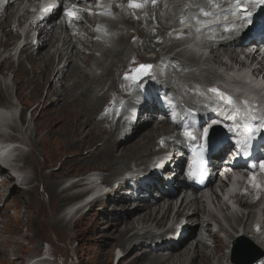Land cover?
Returning a JSON list of instances; mask_svg holds the SVG:
<instances>
[{
  "label": "rangeland",
  "instance_id": "1",
  "mask_svg": "<svg viewBox=\"0 0 264 264\" xmlns=\"http://www.w3.org/2000/svg\"><path fill=\"white\" fill-rule=\"evenodd\" d=\"M126 2H128V0H126ZM166 3L168 4L169 2H166ZM124 4L119 6L120 7L119 10L123 11ZM165 4H164V7L166 6ZM156 6L159 7V3H157ZM170 6H172V5L170 4L169 7ZM152 7L153 8L149 7L146 10V12H145L146 16L145 17H150V18L152 17V19L155 20L154 21V28L151 24H149L147 26V31H148L147 36H146V34L143 35V37H142L143 41L139 42V40H138V42H137V45L142 46L146 52L154 51L153 48L147 50V44L149 43L148 42L149 40H150L151 45H152V43H154V45H156V48L166 46L165 43H166L167 39H163L160 43L159 37H160L161 33L163 32V27H164L165 23L170 22L172 14H173V10L170 7L169 8V14L163 18V20H166V21L161 22L160 21L161 18L157 14L158 8L155 6H152ZM128 10H129V7L127 4V12H128ZM131 10H132V14H133L132 17L135 20L133 25H137V22H141V24H142V21H139L138 19L134 18V13L139 12L140 10H141L140 12L143 13L145 11V8H142V9L131 8ZM167 10L168 9H166L164 11V13H166ZM148 13H150V14H148ZM157 16H158V20L156 21ZM155 24H156V26H155ZM128 25H130V24H128ZM133 25H131V26H133ZM143 25H145V24H143ZM109 26L115 28L117 31V34L120 33L121 29H120L119 25H117L116 23L109 24ZM123 28L125 31L128 29L127 26H124ZM156 29L158 30L159 33L154 34V31ZM125 31L123 33V36L127 40V45L125 47L124 45L121 44L124 54L116 53V54L107 55L106 53H101L100 60L95 61V64L96 63L101 64V66H98V65L95 66V64H94V66L90 69L91 72L88 74L89 76H87V74L84 75L81 83H79L77 86L66 88V91L64 92L66 99L68 97L73 98L76 95V97L73 98V101L76 100L79 103V107L85 106V105L92 106L94 104L92 106V109H93L92 115L96 117L95 121L96 122L99 121L101 123L103 121H105V123L107 125V130L102 134V136H101V134L99 135V130H98L99 129L98 127L100 126V124L98 125V123H96L94 126L91 127L92 129L90 128V135L88 137V140L85 142H82L83 141V134H82V136L81 135L76 136V133L77 134L80 133L77 131L76 119H75V122H73V123L70 122L69 120H70L71 112L69 110H64V109H62L63 110L62 111L61 109L54 108V109H48L46 111H43L41 113L40 118L38 120L34 121V126H32L30 124V129L32 131L34 129L37 130L36 131L37 137H35L32 141L33 142L32 158H33V160H35L36 166L35 165L33 166V163H30L29 168L32 171H35V178H36L37 182H39V189L37 191V194L35 191L34 195L28 194V193L26 194V193L21 192L20 190H17L15 195L10 196L11 200H9V201L7 200V197L9 195L10 191H12L15 187H19V185H16L15 182H11V183L9 182L7 184L4 183L0 189V191H1L0 201L4 200V199L7 200L8 206H9V204H15V203L19 204V208H18V205H16V208H18V209L14 213V215L16 217L14 219L11 217L6 218L7 231H6V234L2 236V239L5 241V243L3 240H1V243H0V253H1V256L3 257L2 260H4L5 262H8L10 264H20V260L17 256V253L19 251V248H21L22 245L27 244L29 241V236H27V234L24 232L26 227H29L31 229V232L29 231L30 232V238L33 239L34 243H35V245L33 246L32 250H31V253H34V251L36 249V246L38 244L36 241H41L43 243L44 240L48 241V239H50V237L52 238V236L49 237V231L46 229V227H47L49 230L52 231L53 234H56V236L58 237V241L63 244L62 246H60L57 243V245H59V247H64L68 243L67 247L63 250L62 249L59 250L58 248L54 247L55 251H57L59 253L60 258L61 257H65L67 259L71 258L74 264H77V263H79V264H113L114 249L117 247V245L119 246L120 241H123L124 238L126 239V237H129V235L131 233H133V232H129L126 235V237H124L123 233H121L122 231L125 230L126 224L128 223V221H125L126 223H124V225L121 224L119 226V228L117 227L112 231V229H113L112 224H114L116 222V219L118 218V215L120 213L117 214V216L114 215L118 212L115 211L114 208L108 207V206H106V208L107 207L109 208L108 211L106 209H104V210H106L107 213L103 212V211H94V209H93V210L88 211L86 215H83L82 213H80L77 216V221H75V218H74L70 222L66 223V222L60 220V218L58 216H59V214L63 208V205L67 202V200L65 199V197L67 196V193H65V194L63 193L62 195L60 193H58L57 196H54V194H53L55 184L57 185V188H58L59 179L68 173L76 175V176H81L82 173H84V172L102 169V171L106 172L107 175L111 174V170L115 174L113 167L109 165V162H110L109 158L110 157H107V152L105 150L109 144H106L107 146H105L104 149L98 148L100 151H98V149H97V152L103 153L102 155H96V156L94 155L93 158H91V159H88V156L93 151L94 147H96L98 144H101V143L103 144L104 138H108L110 141H113L114 136H112V135L116 134L118 131V124L114 125V127L110 126L107 115L106 114H100L99 115V114H97V111L99 109V103L103 97H109V95L112 94V95H110V97H111V100L114 101V100H116V95L114 93L120 95V93L117 90L118 77H119V73L117 71L118 68L116 67L115 70L112 71V75H111V72L108 73L107 75H105L104 74L105 70H106L105 68H107L108 66H111V65L108 64L109 62H107L106 66L104 67L105 64L103 63V61L106 60L107 58L115 59V61H113V63L115 64L116 62H119L121 65V68L119 69V71L122 72L125 70L126 66L129 64V62L125 60L128 56L127 52L128 51L130 52L132 49L137 48L135 45V43H136L135 41H137L136 40L137 34L140 33L141 30H138L137 34H136L135 28L131 27L130 28V32H131L130 36H128ZM3 39H4V37H3ZM11 40L12 39H10L8 41H11ZM144 44H145V47H144ZM158 44H162V46H160V45L158 46ZM125 48H126V50H125ZM143 49L141 47L137 48V50L139 52H142ZM161 52H164V50H162ZM77 55H85V54L82 51H80V49H78ZM91 58H92V54L88 53L86 55V60H84L83 64L85 66H89L88 60ZM131 58L133 59V57H131ZM52 62H53V64L56 65V62H54L53 60H52ZM52 62H50V63L48 62L47 64H52ZM57 63H58V61H57ZM63 63H64V61H63ZM56 66H58V65H56ZM100 67H102V70ZM73 68L74 67H72L73 71L71 70L70 75H73V77H75L78 75L79 71H78V69H75V68L73 69ZM74 72H76V73H74ZM200 72L202 74H206V71L200 70ZM116 74H117V84H116V90H114L113 87H114V80L116 78ZM178 74L179 73H177L175 75V78H174L175 81H178L180 84L183 83L184 81H186V79L181 80L179 78ZM58 75H60V74H57L55 76H58ZM169 75H170V72L168 73L167 78H169ZM86 76L88 79L86 78ZM104 77H106V78L108 77V79L106 80V78H104ZM187 77H188V75H187ZM71 79H72V76H70V80ZM102 79L104 81H102ZM40 80L41 79H39L38 77L37 78H31V76L25 77L26 86H23V88H22V89L26 90V94L24 95V102L25 103L29 101L30 104H37V103H40L42 101V98L39 96V93H40L44 83H43V81L39 82ZM70 80L68 79L67 81L69 82ZM97 80H98V83H97ZM119 80H120L119 89L122 90V76H120ZM23 81L24 80H22V83H23ZM100 81H102V82H100ZM85 83H87L88 86L85 85ZM99 83H101V84H99ZM109 83L111 86L109 85ZM25 84H22V85H25ZM38 84H40V86H37ZM78 87H80V88H78ZM124 87H125V85H124ZM125 90H126L125 93L122 94L121 97L126 96L128 88H125ZM73 91H74V93H73ZM78 91L80 94L78 93ZM76 92L79 94V97L81 96V94H83L82 92H85L86 94L84 93L83 94L84 98L81 99L78 97V94H76ZM129 93H130V91H128V94ZM181 94H182V92L179 94V96ZM56 95L59 96V94H56ZM96 97H99V98H97V100H95ZM78 99H81V100H78ZM92 99H93V101H92ZM94 101H96V102L98 101V102L95 103ZM88 102H90V103H88ZM119 103H121V101H119ZM107 106L109 107L110 103ZM107 106H106V108H108ZM103 107H105V103L103 104ZM81 109L83 110V108H81ZM65 116L68 120L64 119ZM108 116H109V119L111 120L112 115L110 114L109 109H108ZM93 122H91V124ZM68 123L69 124L71 123V124L69 125ZM162 124H165V126H167L166 123H162ZM162 124H160L159 127H165V126H162ZM152 129H154V128L146 126V128H144L143 130L144 131H146V130L150 131ZM111 130H113L112 135L110 133H108ZM94 131H96V132H94ZM149 131H147V132H149ZM93 133L94 134L96 133V134L94 135ZM95 137L97 138V140ZM119 137L120 136L118 134L116 137V141L118 140ZM73 139H74V141H73ZM99 139H101V140H99ZM84 140H86V139H84ZM133 141L134 140H132L131 142H124V143H125V145L128 143L127 148H132L134 145ZM124 143H120V145L124 144ZM142 143H144V142H142ZM39 145H40V147L42 145L46 151L45 159H43V160H42L41 152L39 150ZM157 148L159 150H162V149H164V146H162V144H157L156 147H152V148L150 146L148 148L147 154L148 155L152 154V152L156 151ZM101 149L104 150L105 153L103 151H101ZM117 150L119 151L120 148H117L115 150L117 157H118V155L120 154V151L118 152ZM137 151H138V148L135 147L133 149V154H135ZM87 152H88V155L85 157V154H87ZM43 153H44V151H43ZM46 156L48 157L47 159H46ZM39 160H42V161L39 162ZM48 160H49V162H48ZM122 161L123 162L125 161L123 163V165H120V167L123 169H126V164L133 163V162H131V159H129V160L128 159L127 160L122 159L121 162ZM116 165H118V164H115V166ZM113 177H115V176H113ZM123 193H126V192H123ZM28 199H29V201H28ZM29 205H31V206H29ZM98 205H100V204H98ZM119 208L121 210L120 206H119ZM110 209H113V211H110ZM128 209L130 210V207ZM97 212L102 213V215H100V213H97ZM153 212H155V211H153ZM26 213H28L29 216L26 217ZM162 213L163 212H159V215H157V218H156L157 220L161 219ZM158 217H160V218H158ZM129 219H132V217ZM109 225H111V228L107 229ZM133 227H134V224L132 225L131 229ZM54 230H58V231L63 232V233H59V232L55 233ZM41 234H43V235H41ZM121 234H122V236H121ZM11 236H12V239H11ZM202 236L200 238H202ZM44 237H46L48 239H45ZM69 239H70V241H69ZM52 240L54 241L53 238H52ZM199 244H201V246H202L203 245L202 241H200ZM181 247H183V245ZM146 248L148 249V245H145L143 247V250L138 251L136 253V255L143 254L144 251H146ZM156 255L157 256H162V255L164 256L165 254H160V253L150 254L149 258L154 257ZM207 258H209V257H207ZM130 261H131V259H129V262ZM144 261H151V259L150 260L143 259V262H140V263L141 264H148V262H144ZM209 261H210V258H209ZM209 261H208V263H209ZM126 263H127V261L123 260L118 264H126ZM68 264H71V263L69 262ZM257 264H262V260L257 262Z\"/></svg>",
  "mask_w": 264,
  "mask_h": 264
},
{
  "label": "bare ground",
  "instance_id": "2",
  "mask_svg": "<svg viewBox=\"0 0 264 264\" xmlns=\"http://www.w3.org/2000/svg\"><path fill=\"white\" fill-rule=\"evenodd\" d=\"M220 1H224V0H220ZM124 3H126V0H115V2H114V7L116 8V9H119L120 7L119 6H121L122 4H124ZM157 3H159V2H157ZM156 3V4H157ZM156 4L155 5H153L152 4V6H155V7H157L156 6ZM247 4H251V1H245V0H242V7L243 6H246ZM166 6H167V4H165ZM189 5V4H188ZM201 5L202 4H193L192 5V9L193 10H196V9H198L197 7H201ZM226 6H227V3L225 4ZM197 6V7H196ZM202 6H204V7H206L205 5H202ZM171 8H172V10H173V14H172V17H171V20H170V22L169 23H165V25H164V27H163V32L161 33V35H160V43H161V41L163 40V39H167V34H166V32L164 31L165 30V26H168V24H171L172 23V18L174 17V13H178V9H179V11L180 12H182V13H184V12H186L187 11V7H186V4H185V2L184 1H181L180 2V4H179V6H178V9L176 8V7H174V6H170ZM169 7V8H170ZM145 9H146V7H144ZM152 8V7H151ZM158 8V7H157ZM141 11V10H140ZM139 11V12H140ZM134 13V12H133ZM155 13V12H154ZM161 13L163 14V11H161ZM148 14H150V13H148ZM147 14V15H148ZM133 15V14H132ZM151 16V15H150ZM155 18V17H154ZM157 18H158V16H157ZM158 19H156V21H157ZM182 20H184L185 22H187L188 20L186 19V18H183ZM7 21H9V22H11L10 21V19L9 18H6L5 19V21H4V23H1L0 24V26L2 27V35H3V37H4V41H5V43L3 44L5 47H9L10 45H11V41H8V40H10V39H12L11 37H12V34H11V32L12 31H10V26H8V22ZM123 21L126 23V24H130V25H133V23H134V19H133V17L131 16L129 19H126L125 17L123 18ZM154 21L155 20H153L152 19V17L150 18V17H145V19H144V24L145 25H141V22H137V25H136V28H135V30H141V32L140 33H138V35H139V42H142L143 41V39H142V37H143V35H145L146 34V36H147V33H148V31H147V26L149 25V24H151L152 26H153V28H154ZM109 24H113V23H108V27L111 29V30H114L116 33H117V31H116V29L115 28H113V27H111V26H109ZM136 24V23H135ZM115 25V24H114ZM118 25V24H117ZM139 28V29H138ZM8 32V33H7ZM66 33H67V31H66ZM166 35V36H165ZM66 37H69V35L67 34V36ZM229 39V38H228ZM71 40V39H70ZM69 40V41H70ZM118 40L120 41V42H123V38L121 37V36H119L118 37ZM147 40V39H146ZM57 41V39L55 38L54 39V42H45L44 44H43V46L41 47V49L39 50V51H37L36 53H35V55L33 56V58H32V62L35 64V63H37V62H42V63H44V64H47L48 62L50 63V62H52V60H53V55L50 53V50L54 47V43ZM8 42V43H7ZM149 43L147 44V50L148 49H154L155 50V48H156V45H154V43H152V45L150 44V40L148 41ZM227 42H228V40H227ZM227 42H222V43H220L219 44V47H222L223 49H225V50H227V51H231V54H234L233 56V58L235 59L238 55L236 54V53H234L235 51H236V49L234 48V47H226L227 46ZM164 43V42H163ZM162 46V44H158V46ZM66 46H67V43L66 42H63V44H62V46L57 50V52H58V63L56 62V65H59V63L61 62V61H64V65H63V68H62V70H61V73H60V75H58V76H55V78H54V80H56V81H58V82H60L61 83V88H62V90H60V89H58V90H54V93L55 94H59V98H61V99H66V97H65V94H64V92L66 91V87H65V83H67L68 81V79L70 80V76H72V78H73V75H70V73H71V70H72V67H74L73 65L71 66V68L70 69H67L68 67H69V65L72 63V59L77 55V52H78V49L75 47V46H73L72 47V50L69 52V54L68 53H66V50H67V48H66ZM51 47V48H50ZM124 47V46H123ZM144 47H145V44H144ZM81 51V50H80ZM105 55V54H104ZM30 59V58H28V57H25L24 59ZM103 60V59H102ZM54 61V60H53ZM99 61V60H98ZM113 61H115V59H111V58H107L106 60H104L103 61V63L105 64L104 65V67L106 66V64H107V62H109L108 64H110L111 66H108L107 68H105L106 70H105V75H107L108 73H110L111 72V75H112V71L113 70H115V68L117 67L118 69H120L121 68V65H120V63L119 62H116L115 64L113 63ZM140 61L141 62H144V59L142 60L141 58H140ZM52 64H53V62H52ZM96 65H98V66H101V64H95V66ZM173 67L175 68V67H179V68H181V70L180 71H178V72H173V75H172V77H171V79H170V84H174V85H177V86H181V84L178 82V81H175V75L177 74V73H179L178 74V76H179V78L181 79V80H184V79H186V81H184V82H187L188 80H189V77H187V71H188V69H190L191 68V65L190 64H188V63H182L181 65L179 64V62L178 61H175L174 62V64H173ZM101 68V70H102V67H100ZM74 69V68H73ZM76 69V68H75ZM94 69V68H93ZM73 71V70H72ZM186 71V72H185ZM91 72V71H90ZM97 72V71H96ZM101 72V71H100ZM184 72V73H183ZM74 73H76V72H74ZM78 73V72H77ZM93 73V72H92ZM95 73V72H94ZM116 73V72H115ZM140 73H141V75H140V79L141 78H143V74H142V70H140ZM227 75L226 76H224L226 79H227V81L228 82H226L225 84H224V87H229V88H231V90H235L236 89V87H238V88H241V90L242 91H247L249 88L250 89H252V85L254 84L253 82H251V84L250 85H245L246 83H250V80H249V77H248V75L247 74H245V73H243V71H238L237 73H235V72H233V73H229L228 71H227ZM75 75V74H74ZM104 75V76H105ZM87 76H89L88 74H87ZM87 76H86V78H87ZM97 76V75H96ZM109 77V76H108ZM108 77L106 78V77H104V78H106V80L108 79ZM115 77V76H114ZM151 75H145L144 76V79L145 80H151ZM187 77V78H186ZM95 78V77H94ZM99 78V77H98ZM97 78V79H98ZM103 78V79H104ZM110 78V77H109ZM88 79V78H87ZM91 79V78H90ZM102 79V81H104ZM114 79V78H113ZM140 79H139V81H140ZM38 81V80H37ZM102 81H100V82H102ZM111 81V80H110ZM109 81V82H110ZM113 81V80H112ZM97 83H98V80H97ZM113 83V82H112ZM99 84H101V83H99ZM103 84V83H102ZM116 84H117V74H116V78H115V80H114V90H116ZM138 84H140V83H138ZM52 85H53V83H51L50 85H49V87H48V91H50L51 90V88H52ZM85 85H87V83H85ZM109 85H110V83H109ZM125 85V88H129V85H128V83H125L124 84ZM38 86V85H37ZM88 86V85H87ZM107 86V85H106ZM111 86V85H110ZM139 87V85L138 86H136V88H138ZM154 87H156V85L153 83V82H150L147 86H146V88L149 90V91H151L152 92V89L154 88ZM78 88H80V87H78ZM82 88V87H81ZM97 88V87H96ZM35 89V88H34ZM108 89V88H107ZM112 89V88H111ZM5 90H7V88H5V89H2L1 87H0V91L2 92H4ZM71 90V89H70ZM77 90V89H76ZM107 91V90H106ZM131 91H133V92H135V93H137L138 91L137 90H130V92ZM159 91H160V94H159V96H154V95H152L151 96V99H150V102H151V105H150V107H149V113L150 114H153V113H155V112H158V113H162L163 112V108L162 107H158V109H157V104H159L161 101H163V100H171V101H173L174 102V105H175V108L179 111V108H182V106H181V102H187V103H189L190 101H191V98H189V96L186 94V93H183L182 92V94L179 96V95H175V94H172L170 91H168L167 89H162V88H160L159 89ZM252 91H254V89H252L251 91H250V95H252V94H254V93H252ZM263 91V90H262ZM261 91V92H262ZM2 92V93H3ZM99 92V91H98ZM101 92V91H100ZM104 92V91H103ZM112 92V91H111ZM67 93V92H66ZM73 93H74V91H73ZM78 93H79V91H78ZM77 92H76V94H78ZM83 94L85 93V92H82ZM155 93V92H154ZM80 94V93H79ZM79 94H78V97H79ZM83 94H81V96L79 97V98H81V99H83L84 98V95ZM86 94V93H85ZM88 94V93H87ZM107 94V93H106ZM90 95V94H89ZM99 95V94H98ZM67 96V95H66ZM91 96V95H90ZM72 97V96H71ZM76 97V95L73 97V98H75ZM257 98H258V100L259 101H261L263 104H264V96H262V97H259V96H256ZM9 98H11V100L13 101V99L14 98H12V97H9ZM73 98H70V97H68L67 98V101H68V103H67V106L68 105H72V104H74V101H73ZM93 98V97H92ZM95 98V97H94ZM97 98H99V97H96V99L95 100H97ZM2 98H0V104H2V103H5V102H7L8 101V97L7 98H4V99H2ZM81 99H78V100H81ZM86 101V100H85ZM90 101V100H89ZM92 101H93V99H92ZM95 103H97L96 101H94ZM88 103H90V102H88ZM94 105V104H93ZM92 105V106H93ZM131 105V103L130 102H127V106H126V108L127 107H129ZM96 106V105H95ZM85 106H81L80 108H84ZM95 108V107H94ZM126 108H124L123 109V114L124 115H126ZM62 110V109H61ZM63 111V110H62ZM81 111H82V109H81ZM58 113V112H57ZM69 113V112H68ZM164 114H165V119L162 121V122H160L159 123V126H160V124H162V123H166L167 125H169L170 124V122H171V118H172V112H171V110L170 109H168V108H166L165 110H164ZM235 113H234V111L233 112H229V113H227V118L229 119V121L230 122H236L237 120H239L240 118L239 117H237V119H234L233 118V115H234ZM4 116H5V114H4ZM64 117V116H63ZM66 117V116H65ZM69 117V116H68ZM84 116L83 115H80L79 117H78V121L80 120V119H82ZM65 119V118H64ZM67 119V118H66ZM95 119H96V117L95 116H93V115H90L89 117H88V121H89V123L91 124V122H96L95 121ZM161 119H163V117H161ZM60 120V119H59ZM93 122V123H94ZM104 122V123H103ZM102 123V131H101V134H103L106 130H107V125H106V123H105V121H103ZM150 122H151V118L148 120V121H146V123H145V125H138L137 127H136V129H134V130H132V134H129L128 135V137L126 138V140H125V142H131L132 140H134L133 142H134V145H133V147L132 148H127V144L125 145V143L124 144H121L120 145V142H118V143H115L114 142V140L113 141H110L108 138H104V141H103V144L101 143V144H98L96 147H95V149H93V151L89 154V156H88V159H91V158H93V156L95 155H102L103 153H100V152H97V149L98 148H105V146H107L106 144H109L107 147H106V152H107V157H110L109 158V161L111 162V163H113V165H115V164H119V163H121V160L122 159H131V162H132V160H134V161H136V162H138L141 158H143V156H144V153H145V150H146V146L148 145V144H150V143H152L153 141H154V139L152 138V136H151V134H152V132H154V129H152V130H146V131H144L143 129L144 128H146V126H148V127H150ZM0 123L2 124L1 126H2V129H4V126H3V123H5L4 121H0ZM69 124V123H68ZM71 124V123H70ZM69 124V125H70ZM98 125H99V123H98ZM162 126H165V124H162ZM178 124H174V128H178ZM88 127H89V125H88ZM97 128V127H96ZM99 128V127H98ZM119 128H121V126H120V122H118V129ZM92 129V128H91ZM109 129V128H108ZM95 130V129H94ZM97 130V129H96ZM99 130V129H98ZM77 131L78 132H81L80 131V126L77 128ZM147 131H149V132H147ZM94 132H96V131H94ZM174 132V131H173ZM92 133V132H91ZM108 133H110L111 135H112V133H113V130H111L110 132H108ZM77 134V133H76ZM94 134V133H93ZM96 134V133H95ZM94 134V135H95ZM117 134V133H116ZM116 134H114V135H112V136H114L115 137V135ZM76 137V136H75ZM94 138V137H93ZM96 138V137H95ZM103 138V137H102ZM76 139V138H75ZM114 139V138H113ZM96 140H97V138H96ZM99 140H101V139H99ZM73 141H74V139H73ZM85 141H87V140H84L83 139V141L82 142H85ZM142 142H144V143H142ZM78 144V143H77ZM82 144V143H81ZM135 147H137L138 148V151L135 153V154H133V149L135 148ZM117 148H120V154L118 155V157L116 156V149ZM152 148V147H151ZM98 151H100L99 149H98ZM101 151H103L104 153H105V151L104 150H102L101 149ZM118 151V150H117ZM118 151V152H119ZM88 155V153L85 155V157ZM105 155V154H104ZM103 155V156H104ZM79 157V156H78ZM101 157V156H100ZM74 159V158H73ZM3 162H6V159H3ZM123 162V161H122ZM121 165H123V164H121ZM128 164H126V168L128 167L127 166ZM125 170V169H124ZM92 178H94V175H92L91 176ZM123 187H125V185H123ZM68 190V189H67ZM53 194H54V196H57V194H58V192H56V191H53ZM118 195H120V196H124V194H120V193H118ZM172 195H168L167 196V200L166 201H164V198L163 197H161L159 200H152L151 199V197H148V199H147V201H145V202H141V201H139L137 198H135V197H133V196H131L130 198H126V199H124L123 197H121L120 199H119V203L121 204V206H122V208H124L125 210H123L122 212H120V214L118 215V218L116 219V222L114 223V224H112V226H113V229H112V231L115 229V228H119V226L122 224V225H124V223H126L125 221H128V223L126 224V228H125V230L124 231H122L121 233H123V236L124 237H126V235L129 233V232H132L133 231V228L131 229V227H132V225L134 224V225H141V226H143V225H148V224H155V226H158V225H160V223L162 222V220H163V218H164V216L167 214V212H170V206L171 205H167V206H165V207H161L160 205H161V203H164V202H166V203H168V201H169V199H172ZM175 199V198H174ZM173 199V200H174ZM129 205H133L134 206V210L133 211H129V210H127V208H128V206ZM98 206V205H97ZM106 211V210H105ZM153 211H155V212H153ZM159 212H163L162 213V216H161V219H159V220H157L156 218H157V215H159ZM179 212H180V209H179ZM185 212V211H184ZM198 209L196 208V209H194V216L195 217H197V214H198ZM117 216V215H116ZM132 217V219H129V218H131ZM111 218V217H110ZM159 221V222H158ZM109 228H111V225H109L108 226V228L107 229H109ZM118 230V229H117ZM117 233V232H116ZM119 234V233H118ZM113 236V235H112ZM121 236H122V234H121ZM200 237L202 236V235H199ZM190 237L191 236H188L184 241H183V243L180 245V247L178 248V249H174V248H171V250L170 251H168V252H166V250H163V249H160L157 245H154L153 246V248L152 247H150V246H148V249L146 248V251H144V253L143 254H141V255H136V253L138 252V251H142L143 250V247L145 246V245H147V243H151L152 241H153V239L155 238V236H152L151 234H150V232H147L145 235H143V237L142 238H140V237H138V235L136 234V233H131L130 235H129V237H126V239L124 238L123 239V241H120V244H119V249L120 250H122L123 251V253H124V255L126 256V258H127V260H129V259H131V261L128 263V264H139L140 262H143V259H148V260H150L151 259V261H144V262H148V264H181L182 262H183V259L187 256V254L189 253V247H188V242H189V239H190ZM230 238H232V237H230ZM119 239V238H118ZM142 240H144L145 242H143ZM199 242L200 241H202V240H198ZM262 242H264V241H262ZM203 243V242H202ZM183 245V247H181ZM201 245V244H200ZM152 246V245H151ZM203 246V245H202ZM261 249H262V251L264 252V246H261ZM156 253H160V254H165L163 257L162 256H154V257H151V258H149V255L150 254H156ZM195 254H196V256H195V258H194V260L191 262V264H207L208 263V261H209V258H207L205 255H203V252H202V250L200 249V248H198V247H196V251H195ZM136 255V256H135ZM159 255V254H158ZM126 260V261H127ZM71 264H73L72 263V261L70 260L69 261ZM124 263V262H123ZM141 264V263H140Z\"/></svg>",
  "mask_w": 264,
  "mask_h": 264
},
{
  "label": "snow or ice",
  "instance_id": "3",
  "mask_svg": "<svg viewBox=\"0 0 264 264\" xmlns=\"http://www.w3.org/2000/svg\"><path fill=\"white\" fill-rule=\"evenodd\" d=\"M208 4L210 5V8L206 10L203 7L199 8V12L206 18L213 17L216 15H225V5L218 2V0H207ZM254 6H259L260 4L264 3V0H251ZM153 4L155 5L157 3V0H128V7L133 9H142L145 7L146 4ZM98 6L99 0H98ZM211 9H221V12L216 13L213 12ZM238 10H242L244 15L246 17H250L252 15V12L242 7V0H227V11L230 12L232 15H236ZM43 11L47 12L50 11V9H43ZM69 15H74L75 12L67 13ZM226 18V17H225ZM197 22L200 23L202 26L207 25L211 23V20H199L197 18ZM250 22V21H249ZM99 30V28H98ZM142 69L150 68V65H141ZM127 75L125 76V79H129ZM209 91L215 93L217 96H219L220 100H222L225 104L229 105L237 117L240 118L242 121V128L244 130V133L248 138H251L253 135H255L257 132L261 130V128H264V120H261L259 125H254L253 121L257 120V117L253 113V109L251 106L248 105V101H244L245 107H240L239 103L233 100L231 96L226 95L225 93L219 91V89L212 88ZM107 111V110H106ZM185 135L188 137H191L192 139H195L194 136H192V132L190 129L185 126ZM204 136H207V130H204ZM264 167V165H262Z\"/></svg>",
  "mask_w": 264,
  "mask_h": 264
}]
</instances>
